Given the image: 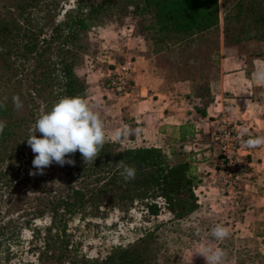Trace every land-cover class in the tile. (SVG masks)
<instances>
[{"label":"trees","instance_id":"trees-1","mask_svg":"<svg viewBox=\"0 0 264 264\" xmlns=\"http://www.w3.org/2000/svg\"><path fill=\"white\" fill-rule=\"evenodd\" d=\"M59 1L0 0V121L6 123L0 133V203H5L0 216L19 214L24 219L13 226L18 230L46 219L45 225L30 231L36 244L30 264H159L158 256L167 245L160 242L161 236L185 243L213 241L227 253L225 264H264V234L254 232V224L238 220L224 241L209 235L217 222L208 205L198 202L195 188L200 178L191 154L183 150L196 133L192 123L172 132L166 150L120 148L118 142L109 141L93 164H85L77 151L69 157L74 166L54 162L43 175L35 176L29 175L36 171L35 154L26 141L35 120L59 99L86 100V85L78 71L88 33L111 14L118 18L129 8L143 22L140 30L155 54L203 46L218 57L215 36L220 13L223 50L230 55L239 50L236 55L246 62L264 61V0H76L70 6L68 0H62V6ZM13 96H19L23 108L14 107ZM121 161L136 169L134 180H123ZM133 203L141 205L147 216L156 218L164 210L169 218L126 246L113 247L103 258L78 251L67 232L71 220L102 218L110 209L122 211ZM255 215L264 218V208ZM189 218L192 224L184 225ZM7 224L0 227L8 230ZM197 227L199 236L194 235Z\"/></svg>","mask_w":264,"mask_h":264},{"label":"rangeland","instance_id":"rangeland-1","mask_svg":"<svg viewBox=\"0 0 264 264\" xmlns=\"http://www.w3.org/2000/svg\"><path fill=\"white\" fill-rule=\"evenodd\" d=\"M76 0H68L70 6ZM101 1V0H95ZM62 0L59 5H63ZM130 9L118 13V18L111 14L104 19L102 26L92 29L88 33V48L82 58V68L78 75L86 85V101L91 107L97 108L103 119L105 131L110 137L117 128H123L122 122L130 127L133 132L123 137L118 143L119 147H142L137 135L138 123L143 120L131 116L137 110V101L142 96L153 99H166L174 110L173 113L181 114L186 119L192 115V120L200 122L205 108L213 101V89L217 83L219 73V59L223 55H230L223 50L221 33V14L216 30L215 39L218 47V57L212 55L209 49L198 46L193 49L179 47L177 50H168L159 54L152 52L148 36L140 30L143 24L138 18L132 16ZM241 54L238 50L234 55ZM129 61L132 65V76L127 88L128 97L113 94L106 86L105 79L109 71L117 65ZM249 67L252 65L250 61ZM262 97L264 98V88ZM261 97V95H260ZM120 113H117V111ZM116 111V115L112 112ZM166 112V110H165ZM120 119V120H119ZM150 124L153 118L148 120ZM170 139V138H169ZM168 139V140H169ZM168 140L165 142L169 145ZM148 142V140H147ZM166 146L163 149L166 150ZM176 147V146H175ZM32 157V153L26 157ZM58 182V181H57ZM56 184V181L54 182ZM209 191V196H215V190ZM206 191V192H207ZM198 202L206 197L202 191L195 188ZM250 202H244L238 208L227 207L217 212L214 207H209L217 224H223L229 231L237 226L238 220L247 221L253 225L257 234H264V218L255 212L264 208L259 200L251 204L252 213L240 215L241 208ZM5 209V203H0ZM169 215L160 210L156 218L147 216L144 208L133 203L125 210H108L102 218H91L83 222L76 218L67 224V232L70 234L74 245L86 257L103 258L113 247L126 246L145 232L151 230L157 224L168 220ZM19 214H2L0 224L8 223V230L0 227V264H30L35 261V241L31 240V229L46 224V219L35 220L29 227L23 225L19 230L13 226L23 222ZM262 220V221H258ZM193 219H186L183 224H192ZM261 222L259 225L258 223ZM1 226V225H0ZM160 242L165 240L167 245L158 256L159 264H206L204 257L195 253L202 245L208 244L216 247L215 242L202 239L197 243H185L175 237H160Z\"/></svg>","mask_w":264,"mask_h":264},{"label":"crops","instance_id":"crops-1","mask_svg":"<svg viewBox=\"0 0 264 264\" xmlns=\"http://www.w3.org/2000/svg\"><path fill=\"white\" fill-rule=\"evenodd\" d=\"M261 62L264 61L254 59L249 67V63L241 56L223 55L219 59V73L213 89V101L205 108L200 122L193 121L192 115L184 119L181 114L173 113L172 105L166 99H153L142 96L141 93V98L137 101V110L131 114L135 118L134 122L138 123L136 119L143 120V123L139 122L137 126L139 130L137 135L140 141H143L142 147L163 148L179 125L185 122L194 125L196 133L191 141L183 145V150L191 154L194 160V170L200 178L197 189L206 194L202 205L214 207L217 212L222 211L218 202L224 195V191L218 182L220 161L211 140L214 118L224 105H229L231 118L248 130L249 137L264 136V98L261 93L263 90L259 88H264V86L257 85L253 80V73ZM123 95L124 97L129 96L127 89ZM112 112L115 115L120 113L119 109L117 113L115 110ZM150 117L154 119L151 122L152 126L148 125ZM121 124L122 127L126 126L123 122ZM250 150L245 174L235 189L240 205L244 199L245 202L246 200L250 202L246 207L241 208L240 215L242 216L253 212V208L249 209V207L256 200L264 204V146L250 148ZM207 190H215V196H209ZM239 221L248 223L243 220Z\"/></svg>","mask_w":264,"mask_h":264},{"label":"clouds","instance_id":"clouds-1","mask_svg":"<svg viewBox=\"0 0 264 264\" xmlns=\"http://www.w3.org/2000/svg\"><path fill=\"white\" fill-rule=\"evenodd\" d=\"M253 80L257 85L264 86V62L257 66L253 73ZM12 99L16 109L23 108L19 96H13ZM5 127L6 123L0 121V133ZM37 132L41 133L40 138L36 136ZM132 132L130 127L124 126L114 130L109 137L100 113L93 110L88 101L79 96H64L49 111L41 114L29 129L26 141L35 154L32 165L36 169L35 172L30 170L29 175H43L44 169L54 162L60 166L65 164L74 166L75 161L69 157L77 151L82 155L85 164H93L105 143L119 142ZM246 134L248 130L241 129L239 137L242 139ZM243 145L247 148L264 146V136H250L247 140H243ZM119 168L124 181L135 179L136 169L134 167L121 161ZM194 235H200L198 227ZM209 235L216 241H224L229 237L230 231L225 225L216 224ZM195 253L204 257L206 264H225L227 255L223 248L212 247L208 244L202 245ZM233 264H235L234 261Z\"/></svg>","mask_w":264,"mask_h":264},{"label":"built area","instance_id":"built-area-1","mask_svg":"<svg viewBox=\"0 0 264 264\" xmlns=\"http://www.w3.org/2000/svg\"><path fill=\"white\" fill-rule=\"evenodd\" d=\"M132 76V65L129 61L117 65L107 80L108 89L115 95H123ZM244 126L230 116V106L224 105L214 118L211 140L213 148L220 161L218 182L224 191L219 200L221 209L238 208L239 197L235 189L240 184L247 166L250 148L243 145V140L249 138V133L242 139L239 137Z\"/></svg>","mask_w":264,"mask_h":264}]
</instances>
